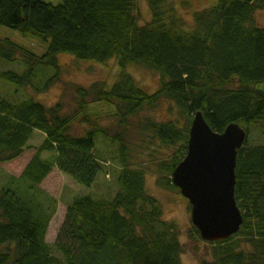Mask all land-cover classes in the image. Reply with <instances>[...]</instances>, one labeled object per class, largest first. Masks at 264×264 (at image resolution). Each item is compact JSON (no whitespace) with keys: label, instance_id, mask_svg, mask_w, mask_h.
Returning <instances> with one entry per match:
<instances>
[{"label":"trees","instance_id":"1","mask_svg":"<svg viewBox=\"0 0 264 264\" xmlns=\"http://www.w3.org/2000/svg\"><path fill=\"white\" fill-rule=\"evenodd\" d=\"M147 3L152 19L141 26L137 0H63L58 6L0 0V26L48 43L38 56L0 40V61L21 60L26 66L24 74L0 73V79L43 93L58 80L59 54L100 64L116 59L122 70L110 87L79 88L81 108L71 115L60 103L46 107L34 99L12 103L0 97V165L31 149L35 132L45 136L23 173L0 188V264H183L178 225L164 219L161 204L147 190L145 169L133 162L129 121L164 101L177 108L175 120L146 117L137 125L142 135L173 150L157 165V187L166 191H179L172 175L187 155L197 113L218 133L231 123L264 133V90L257 87L264 84V28L255 22L264 0H219L196 11L189 31L172 0ZM129 65L160 74L159 89L153 94L141 89L125 74ZM41 67L56 71L44 86L37 83ZM87 97L111 106L118 131L95 126L83 136L72 134L79 117L89 122ZM101 137L116 148L119 191L111 200L75 197L56 242L49 245L58 201L41 185L57 167L77 185L91 188L104 172L105 162L96 153ZM43 153L52 156L44 159ZM236 177L244 223L228 240L210 243L211 259L201 264H264V145L239 151ZM190 237L203 241L194 226Z\"/></svg>","mask_w":264,"mask_h":264},{"label":"rangeland","instance_id":"2","mask_svg":"<svg viewBox=\"0 0 264 264\" xmlns=\"http://www.w3.org/2000/svg\"><path fill=\"white\" fill-rule=\"evenodd\" d=\"M45 1L55 6L63 3V0ZM218 2L219 0H172L174 8L177 10V15L181 17L185 27L188 28L185 29L187 31L190 28L192 30L194 27V14L196 11L210 8ZM136 16L141 26L150 23L152 18L147 0H137ZM255 22L264 28V11L256 13ZM0 40H10L38 56L44 55L48 50V43L4 26H0ZM57 58L60 72L58 80L49 90L37 93L33 88H19L0 79V97L12 103L34 99L46 107L60 103L63 113L71 115L80 111L81 108L82 97L78 93L79 88H91L94 84L110 87L122 71L116 59L100 64L94 61H81L70 54H59ZM25 71L26 66L21 60L12 63L0 61V73L13 72L22 75ZM38 71L41 72L38 75L39 80L37 83L42 84V86L56 72L53 68L45 67H41ZM125 74L132 76L137 85L148 94L155 93L163 81L160 74L137 65L127 66ZM257 87L264 90V84H260ZM83 100L88 103L89 122H84V116L79 117L72 126V134L74 136H83L86 131L95 126L106 130L110 134L119 130L118 120L114 118V110L111 106L96 103L92 97H87ZM146 117L158 121L175 120L178 117L177 108L172 103L164 101L157 109L147 110L143 114L131 119L128 127V141L131 147L133 162L145 169L147 173L146 187L149 194L155 197L161 204L164 219L176 222L178 225L180 241L184 248L182 263L201 264L204 260L211 259L212 246L210 242L191 239L190 232L193 227L191 206L180 191H166L157 187V165L167 160L172 155L173 150L160 147L156 141L142 135L138 131L137 125ZM44 139V135L35 132L33 139L29 142L31 149L26 151L18 160L0 165V188L7 182L10 176L19 177L22 174ZM263 145L264 133L262 130L253 125L250 126L248 147ZM96 153L105 162V166L104 172L98 175L95 184L91 188L77 185L72 179L57 169L41 185V188L45 192L58 201L57 212L49 225L47 235L49 245H53L56 242L57 235L65 220L67 208L75 197L91 196L94 199L111 200L118 193L117 174L120 166L118 164L116 148L111 146L106 138L101 137L97 141ZM50 157L51 154L43 153L44 159H49ZM53 253L58 256L54 251Z\"/></svg>","mask_w":264,"mask_h":264},{"label":"water","instance_id":"3","mask_svg":"<svg viewBox=\"0 0 264 264\" xmlns=\"http://www.w3.org/2000/svg\"><path fill=\"white\" fill-rule=\"evenodd\" d=\"M246 138L247 132L238 124L218 133L201 112L193 119L187 155L172 181L189 200L192 223L205 242L227 240L243 225L235 187L238 152Z\"/></svg>","mask_w":264,"mask_h":264},{"label":"bare ground","instance_id":"4","mask_svg":"<svg viewBox=\"0 0 264 264\" xmlns=\"http://www.w3.org/2000/svg\"><path fill=\"white\" fill-rule=\"evenodd\" d=\"M231 124H237V123H231ZM238 125H239V124H238ZM240 126H241V125H240ZM241 127H242V126H241ZM242 128H243V127H242ZM243 129L247 132V138H246V141H245L243 147H245V146L248 147V136H249V130L247 131V129H245V128H243ZM189 136H190V133H189ZM189 139H190V137H189ZM243 147H242V148H243ZM242 148H241V149H242ZM241 149H240V150H241ZM240 150H239V151H240ZM187 151H188V150H187ZM238 154H239V152H238ZM184 159H185V158H184ZM184 159H183V160H184ZM183 160H182V161H183ZM237 160H238V158H237ZM182 161H181V162H182ZM181 162H180V163H181ZM173 173H174V172H173ZM236 182H237V177H236ZM235 190H236V187H235ZM235 196H236V194H235ZM190 205H191V204H190ZM191 210H192V206H191ZM243 223H244V222H243ZM241 227H242V226H241ZM238 233H239V232H238ZM235 235H236V234H235ZM233 236H234V235H233ZM230 238H231V237H230ZM227 240H228V239H227ZM224 241H225V240H224ZM219 242H221V241H219Z\"/></svg>","mask_w":264,"mask_h":264}]
</instances>
